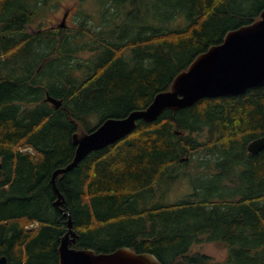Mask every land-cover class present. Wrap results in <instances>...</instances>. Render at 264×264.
Masks as SVG:
<instances>
[{
	"label": "trees",
	"instance_id": "1",
	"mask_svg": "<svg viewBox=\"0 0 264 264\" xmlns=\"http://www.w3.org/2000/svg\"><path fill=\"white\" fill-rule=\"evenodd\" d=\"M189 1L181 4L189 25L164 30L148 20L151 0H99L97 17L81 11L65 27H43L49 18L35 25L52 0H0V258L8 264H60L63 211L79 233L76 248L128 246L163 264H264V149L248 151L264 135V85L139 120L58 178L65 199L55 205L53 173L73 160L76 131L146 107L264 9L259 0L250 18L219 34L231 0ZM179 176L192 193L167 201ZM209 241L225 247L224 260L194 250Z\"/></svg>",
	"mask_w": 264,
	"mask_h": 264
},
{
	"label": "water",
	"instance_id": "2",
	"mask_svg": "<svg viewBox=\"0 0 264 264\" xmlns=\"http://www.w3.org/2000/svg\"><path fill=\"white\" fill-rule=\"evenodd\" d=\"M66 18L67 15L57 25L67 26ZM260 85H264V9L255 20L229 30L221 43L213 44L198 54L186 69L174 77L170 88L158 93L146 107L132 110L123 117L110 116L90 131H76L73 134L76 146L73 160L53 173L52 183L58 195L55 205L61 206L65 199L57 186L58 178L77 167L89 153L128 136L137 128L139 120L153 122L167 109L177 112L206 97L236 96ZM45 100L57 109L64 103L49 92ZM263 149L264 135L248 144V151L252 154ZM65 214L69 216L68 229L58 247L60 264H163L157 255L138 252L127 246L112 252L72 247L79 234L70 213ZM0 264H8L6 256L0 258Z\"/></svg>",
	"mask_w": 264,
	"mask_h": 264
},
{
	"label": "rangeland",
	"instance_id": "3",
	"mask_svg": "<svg viewBox=\"0 0 264 264\" xmlns=\"http://www.w3.org/2000/svg\"><path fill=\"white\" fill-rule=\"evenodd\" d=\"M98 1L99 0H52L51 3L44 6L41 12V19L39 18L35 25L37 27L42 20L49 18V20L42 25L46 27L52 23L55 16H58V20L56 21H60L62 12L66 7H75L72 17L69 18V20L67 19V22L70 24H73L75 21L78 22L82 16L81 11L97 17L100 12V4ZM186 2L190 3L189 0H151V16L148 18L149 22L154 27L162 25L164 30L187 27L190 23L187 17L188 10L181 6L182 3ZM61 4L62 6H60ZM226 9L230 11V14H233V16L225 18L223 26L217 28L219 34H223L228 27L239 26L245 19L250 18L256 12V9H260V5L259 0H231ZM171 11L177 12L170 16ZM166 14L169 15L165 16ZM220 27L221 29L219 30ZM92 120L93 124H97L100 118L94 115ZM187 179L188 178L185 176H179L171 181L172 189L166 195L167 201L175 202L192 193V187ZM194 250L205 253L220 261L224 260L227 256L225 247L214 241L196 245Z\"/></svg>",
	"mask_w": 264,
	"mask_h": 264
},
{
	"label": "flooded vegetation",
	"instance_id": "4",
	"mask_svg": "<svg viewBox=\"0 0 264 264\" xmlns=\"http://www.w3.org/2000/svg\"><path fill=\"white\" fill-rule=\"evenodd\" d=\"M62 8V7H61ZM75 11V7H66L64 8L63 12H62V16L60 18V21L65 17V15H67V18L69 20V18L72 17V13ZM58 16H55L54 20L53 21H56L58 20L57 19ZM56 22H59V21H56ZM244 93V92H243Z\"/></svg>",
	"mask_w": 264,
	"mask_h": 264
},
{
	"label": "bare ground",
	"instance_id": "5",
	"mask_svg": "<svg viewBox=\"0 0 264 264\" xmlns=\"http://www.w3.org/2000/svg\"><path fill=\"white\" fill-rule=\"evenodd\" d=\"M73 5H74V4H73ZM178 133H181V132L178 131ZM184 158H187V157H184ZM68 164H69V163H68ZM68 164H67V165H68ZM67 165H66V166H67ZM66 166H65V167H66ZM62 168H63V167H62ZM70 171H72V170H70ZM68 172H69V171H68ZM57 186H58V185H57ZM59 191H60V190H59ZM60 192H61V191H60ZM63 213L65 214L64 211H63ZM65 215H66V214H65ZM66 216H67V215H66ZM66 225L68 226L67 222H66ZM67 229H68V228H67ZM75 230H76V229H75ZM78 234H79V233H78ZM77 239H78V238H77ZM73 245H74V244H72V247H74ZM124 247H125V246H124ZM127 247H128V246H127ZM75 248H76V247H75Z\"/></svg>",
	"mask_w": 264,
	"mask_h": 264
}]
</instances>
